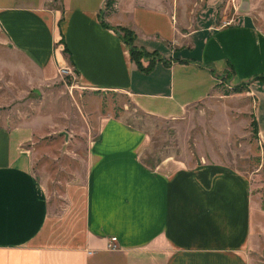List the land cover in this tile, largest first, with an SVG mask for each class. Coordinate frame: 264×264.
Returning <instances> with one entry per match:
<instances>
[{
  "label": "crops",
  "instance_id": "0c3cea01",
  "mask_svg": "<svg viewBox=\"0 0 264 264\" xmlns=\"http://www.w3.org/2000/svg\"><path fill=\"white\" fill-rule=\"evenodd\" d=\"M107 2L0 0V69L42 90L67 64L65 48L82 85L129 92L143 112L175 119L231 66V85L249 82L264 143V30L254 18L218 25L223 0ZM118 26L153 54L152 65L142 60L150 71L132 59ZM39 134L33 123L0 126V264H250V179L216 163L152 169L141 159L149 134L113 117L89 148L81 227L54 243L50 203L33 172Z\"/></svg>",
  "mask_w": 264,
  "mask_h": 264
},
{
  "label": "rangeland",
  "instance_id": "374dc122",
  "mask_svg": "<svg viewBox=\"0 0 264 264\" xmlns=\"http://www.w3.org/2000/svg\"><path fill=\"white\" fill-rule=\"evenodd\" d=\"M239 15L251 16L264 30V0H223L218 25L233 23ZM132 32L128 28L123 35L130 38ZM63 52L67 64L56 69L42 90L25 85L19 74L0 69V126L33 123L40 131L33 172L50 203L54 243H68L81 227L89 148L105 119L113 117L149 134L141 159L152 169L162 166L171 171L216 163L246 175L253 203L246 256L250 264H264V143L253 126V96L247 90L233 92L232 67L207 99L182 117L164 119L140 110L129 92L82 85L65 48ZM151 57L140 56L141 60Z\"/></svg>",
  "mask_w": 264,
  "mask_h": 264
},
{
  "label": "trees",
  "instance_id": "16d2710c",
  "mask_svg": "<svg viewBox=\"0 0 264 264\" xmlns=\"http://www.w3.org/2000/svg\"><path fill=\"white\" fill-rule=\"evenodd\" d=\"M115 2H116V0H108V2L106 4V7L112 9ZM105 24H107V23H105ZM127 29H128V27H123V26L115 27V30L117 32H119V35L122 37V39L129 45L132 59L136 63H138L142 67L143 70H145L147 72L150 71L152 62L154 61L152 59L153 58V54H151V53H149V52H147V51H145L143 49H140L139 47H137L134 44L135 33H134L133 30H132L133 32H132L131 37L130 38H126L125 35H123V32H126ZM141 54H147V55L150 54V55H152V57L149 58V59H151V62H150L151 65L149 64L147 67H143L142 60L140 58ZM258 78H264V75L257 76V79ZM222 83H224V82H220V84L218 86H220ZM248 88H249V82H242V83H240L238 85L233 86V92L239 93V92H242L244 90H248ZM253 119H254L253 120L254 129H255V131L258 134V123H257V119H256L255 115L253 116Z\"/></svg>",
  "mask_w": 264,
  "mask_h": 264
},
{
  "label": "built area",
  "instance_id": "2783aa9c",
  "mask_svg": "<svg viewBox=\"0 0 264 264\" xmlns=\"http://www.w3.org/2000/svg\"><path fill=\"white\" fill-rule=\"evenodd\" d=\"M118 247V238L116 236H112L107 244V249L111 251L117 250Z\"/></svg>",
  "mask_w": 264,
  "mask_h": 264
}]
</instances>
